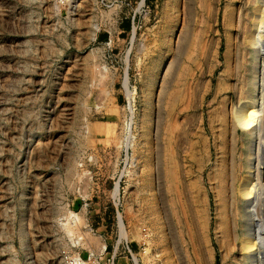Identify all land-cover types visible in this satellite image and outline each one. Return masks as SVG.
Returning <instances> with one entry per match:
<instances>
[{"label": "rangeland", "instance_id": "374dc122", "mask_svg": "<svg viewBox=\"0 0 264 264\" xmlns=\"http://www.w3.org/2000/svg\"><path fill=\"white\" fill-rule=\"evenodd\" d=\"M236 2L194 0L188 24L186 0H0V264H241L214 195L239 104ZM186 31L169 92L193 67L199 98L211 89L199 109L189 89L178 125L197 118L191 140L205 147L181 160L212 202L193 221L165 184L163 223L159 86ZM248 138L241 119L239 174Z\"/></svg>", "mask_w": 264, "mask_h": 264}, {"label": "bare ground", "instance_id": "6f19581e", "mask_svg": "<svg viewBox=\"0 0 264 264\" xmlns=\"http://www.w3.org/2000/svg\"><path fill=\"white\" fill-rule=\"evenodd\" d=\"M228 1L237 3V0ZM186 3V15L189 24L193 16L194 0H186ZM202 3L204 4V2ZM206 4L208 5V2ZM213 6L214 9L211 10V13L213 10L216 11V6ZM239 28L240 34L235 52L237 56L235 71L241 86L237 82L234 86L236 93L239 94V104L237 107H234L238 111L234 110L235 120H233L230 130V141L227 144V165L222 166L220 176H218L217 188L215 189L214 187V195L215 199L217 197L216 202L219 203L220 207L223 205H227L228 207V214L227 216H223L224 218L222 219V227L224 232L228 230L233 236V239L237 241L236 243L241 255L239 259L241 264H264V0H245L242 3ZM189 34V31H186L184 35L181 33L179 36L178 46L176 49L174 48L175 54L170 58L172 60L169 64L164 66V68L166 67L165 71L161 81L159 80V126L166 117L169 118L167 125L165 123L166 126H164V146L161 141L158 143V191L161 199L160 208H162H159V210L163 213V223L169 221L168 209L165 202V188L167 186L171 192L170 194L173 196L175 207H178L182 200L185 201L193 221L197 216V212H195L197 207L200 208L203 204L211 207L212 202L208 189L205 192L202 187L203 185L200 186L197 183L187 182L193 177L194 172L192 171L193 169H187L185 171L181 160V152L186 149L185 151L189 154V157L186 155V162L184 163L190 162L191 167L194 157L198 155L202 147H205L202 142L199 147L191 140V128L197 118L193 117L194 119L192 121L189 120L184 125H178L181 111L184 110L181 102L188 98L191 99L189 89L194 87V97L196 98V108L198 109L205 104V100L210 95L211 89L208 88L204 91L201 99L199 98L203 81H199L196 86L193 84L189 85L188 82L190 78L195 77L193 67L190 70L187 68L189 71L185 75L184 72L182 73L177 81L176 88L169 92V77L172 74H176L175 72L180 65L182 56L185 54L184 50L189 41ZM204 43L202 44L204 45ZM211 49L209 50L211 51ZM194 57L195 59L197 58L196 56ZM192 65L194 64L192 63ZM243 70L246 71V75L243 74ZM247 72L250 74H247ZM183 115L185 116V113ZM241 119L244 124V133L249 138L246 140V156L244 163H242L245 169L243 173L239 174V162L241 163L242 161L237 154L236 135L237 127ZM163 148L165 154L162 157L163 154L161 152ZM209 179L212 181L211 177ZM201 182L198 181V183ZM203 183L205 185L204 180L201 184ZM165 184H167L166 187ZM182 195L184 198H182ZM221 215H223V212H221ZM208 223L211 226L210 220ZM124 227L121 225L122 230H124ZM122 235L124 236V234ZM163 237L164 234H162Z\"/></svg>", "mask_w": 264, "mask_h": 264}, {"label": "built area", "instance_id": "2783aa9c", "mask_svg": "<svg viewBox=\"0 0 264 264\" xmlns=\"http://www.w3.org/2000/svg\"><path fill=\"white\" fill-rule=\"evenodd\" d=\"M128 249H129L130 254L132 255L133 253H132L131 249L130 248H128ZM81 264H87V263L82 262ZM90 264H102V263H101V261L98 260V261H95V262L90 263ZM108 264H114V258L109 259Z\"/></svg>", "mask_w": 264, "mask_h": 264}]
</instances>
